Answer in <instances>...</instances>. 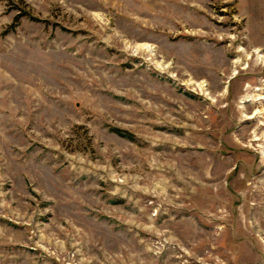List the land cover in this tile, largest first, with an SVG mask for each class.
<instances>
[{
  "label": "rangeland",
  "instance_id": "1",
  "mask_svg": "<svg viewBox=\"0 0 264 264\" xmlns=\"http://www.w3.org/2000/svg\"><path fill=\"white\" fill-rule=\"evenodd\" d=\"M260 55L264 0H0V264H264Z\"/></svg>",
  "mask_w": 264,
  "mask_h": 264
},
{
  "label": "bare ground",
  "instance_id": "2",
  "mask_svg": "<svg viewBox=\"0 0 264 264\" xmlns=\"http://www.w3.org/2000/svg\"><path fill=\"white\" fill-rule=\"evenodd\" d=\"M255 53H258V50H257V51H255ZM260 57H261V58H264V55H262V56L260 55ZM258 113H259V112H258Z\"/></svg>",
  "mask_w": 264,
  "mask_h": 264
}]
</instances>
